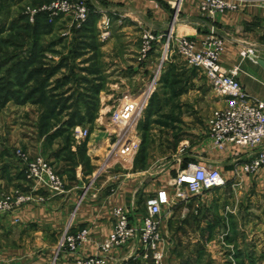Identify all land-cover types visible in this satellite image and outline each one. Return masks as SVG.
<instances>
[{"label":"crops","instance_id":"crops-1","mask_svg":"<svg viewBox=\"0 0 264 264\" xmlns=\"http://www.w3.org/2000/svg\"><path fill=\"white\" fill-rule=\"evenodd\" d=\"M98 1L108 8L102 12L95 0H87L91 15L117 13L122 20L133 25L143 24L156 32L171 31L178 36L200 38L212 28L224 41L225 50L219 58L221 66L226 71L238 66L237 78L244 92L264 101V68L256 62L264 61L263 8L249 6L242 11L216 15L210 21L200 15L199 0H182L178 12L172 9L169 0ZM246 50L252 55L242 59L240 52ZM130 56L112 54L111 61L117 71L111 76L108 70V80L117 79V82L110 83L109 91L117 88L120 93L113 102L122 103L119 96H125L132 89L124 82L128 79L122 77L124 71H131L130 77L141 82L136 100L141 101L144 91L150 89L153 63L138 66L135 61L127 59ZM105 60L109 62L110 58ZM172 63L174 61L170 58L158 74L150 97H155L157 87L161 90L170 87L168 79L171 76H178L185 80L184 97L186 92L195 91L208 106L202 118L198 114H178L176 110L183 107L181 102L178 104L181 107L164 114L167 107L174 108L178 101L184 99L183 96L173 94L171 98H148L147 107L157 110L160 119L166 122L157 121L155 127L163 137L165 133L172 136L174 148L170 151L174 152L173 155H169L165 147L156 155L152 144L144 145L142 142L133 157L122 160L116 156L112 164L117 168L106 173L110 167H106L104 151L109 141L106 144V134L100 129L96 135L92 134L79 144L72 141L66 148L59 141L60 137L48 139L53 129L48 135L38 136L32 132L29 138L23 136L15 143V147L22 146L31 156H42L52 165L64 179L65 193L59 195L42 189L33 191L31 186L36 202L0 217V264H74L77 258L98 256L99 244L112 232L114 208L127 209L130 219L139 223L146 214L145 200L163 190L169 197V204L163 205L160 212V233L167 264H238V261L248 264L251 259H259L264 254V220H258L254 209L257 197L264 205L261 198L264 195V170L255 176H234L236 164L243 162L251 151L235 145L216 150L208 137L207 119L213 111L225 107L226 100L214 94L206 79L200 81L194 73ZM170 70L173 74L169 75ZM186 84L190 86L187 88ZM114 94L107 95L108 100ZM106 110L102 107L98 113L103 115ZM146 117H149L146 123L151 122V113L148 112ZM102 119V116L95 118V125L99 126ZM76 127L80 128L81 124L72 128ZM141 136L136 133L139 142ZM66 150L77 161L75 168L69 159L61 157ZM82 154L84 161L81 160ZM153 154L158 159L153 160ZM102 162L105 163L103 171H106L98 175ZM189 163L214 167L226 181L225 187L205 192L189 202L178 201L171 183ZM21 170L22 165L12 155L0 158V191L13 187L26 189ZM235 182L238 184L232 186ZM69 223L73 230L88 228L90 239L77 253L57 252L58 235ZM141 254L137 242L130 243L112 250L108 264H150Z\"/></svg>","mask_w":264,"mask_h":264},{"label":"rangeland","instance_id":"rangeland-1","mask_svg":"<svg viewBox=\"0 0 264 264\" xmlns=\"http://www.w3.org/2000/svg\"><path fill=\"white\" fill-rule=\"evenodd\" d=\"M55 1L58 0H0V158L8 154L16 159V150H22L29 154L22 146H14L21 137L25 136L29 138L32 132L41 136L43 132L49 131L51 126H54L52 127L53 130L57 131V128L62 126L61 123L69 120L71 118L69 115H73L71 113L74 112L85 114L87 121L80 123L81 129L88 131L87 138L92 134L96 135L98 129L105 132L106 144L109 141V145L104 151V154L107 155L109 147L114 140V135L120 131L119 128L113 125L110 126L109 124L111 112L120 104V102H113L114 99L118 98L116 96L120 95L119 89L116 88L114 91H109L110 83L117 82V79L108 80L107 71L110 70L109 74L111 76H114L117 71L111 61L112 54L113 56H123L124 53L129 56L131 55L127 59L135 61L138 66H144L152 62L153 74L159 69L160 72L163 71L162 68L171 58L174 61L172 65L180 66L185 71L187 69L189 73H194L199 80L205 79L202 73L184 63L174 52L167 56L166 60L161 61L162 53L157 46L156 48L154 47L145 61L137 62L143 32L150 31L152 34L159 32L152 31L140 23L133 25L127 20L120 19V15L118 16L117 13L115 15L108 12L107 14H94L91 17L92 19H90L92 10L87 0H70L72 2H83L89 10L87 20L78 27L70 14L52 18L47 11H42L43 7ZM95 2L102 12L107 10L108 6L101 4L98 0H95ZM85 24H87L86 29L90 30L89 32H76L77 29L82 28ZM104 31L108 33L106 39L101 36ZM109 58L110 60L107 62L105 59L108 60ZM153 74L151 80L154 78ZM170 74H173L171 70ZM123 76L128 78L124 79V82L132 88L125 96L131 100H136L141 82L133 80L130 77L132 76L131 71H124L122 73ZM168 80L170 87L165 88L166 90H161L162 88L159 87L160 89H158L157 87V94L155 97L150 98L156 99L159 96L171 98V95L174 94L183 96L184 99L178 101L174 108L167 107L163 113L170 114V109L172 110L177 106L181 107L183 105L181 108H176L178 114L184 113L186 116L198 114L201 118L204 117L208 106L201 100L200 96L195 91H192L186 92V96L184 97L183 91L185 87L183 85L185 80L178 76H171ZM206 81L208 80L206 79ZM186 86L188 88L190 85L186 84ZM209 88L211 89V87ZM97 90L100 91L96 93ZM111 92L115 94L108 100L107 95H110ZM125 96H119V99H124ZM88 98L91 100V104L94 105L91 107L92 110L96 108L95 114L93 111L90 114L87 112L88 106L86 101ZM26 99L28 100L26 101ZM136 102L138 103L139 101L136 100ZM180 102L181 106L178 105ZM49 106H56L58 109L64 106L63 113L61 116H54L48 121H43L44 114ZM102 107L107 108L104 113L102 112L103 115L98 113ZM156 111H153L152 107L149 108L145 104L135 132L142 134L140 143L144 142V145H153L152 151L156 155L164 147L168 150L169 155H173L174 152L170 151V149L174 148L172 136L170 137L165 133L166 136L163 137L161 131L155 127L157 121L165 122V120L160 119V113ZM148 112L149 114L151 113L152 119L151 122L148 121L146 123L149 120V117H146ZM153 115L156 116L155 119L152 117ZM90 116L93 119L102 116L103 119L100 125H95L93 119L91 123H87ZM196 117L194 115V119H197ZM209 118L207 119V123ZM76 121H78V118ZM43 123L45 126L43 125L42 128ZM149 130H157L158 132L152 133L148 132ZM73 133L74 128H71L68 133L60 137L59 141L63 147L66 148V146H69V143L74 142ZM155 154H153V160L158 159ZM29 156L31 158L36 157L30 154ZM116 156L112 152L106 157V167L110 168L107 171H103L105 163L102 162L98 175H103L105 171L108 173L114 167L117 168L112 164L117 159L118 156ZM61 157L69 159L71 166L75 168L77 161L73 160L69 151L63 152ZM81 158V160L84 159L83 154ZM95 175L97 176V173ZM21 177L23 182H25L24 184H27L26 189L23 187H13L6 189V191L30 193L32 183L25 177L23 166ZM61 178L63 179L62 176ZM6 191H0V194L6 193ZM259 198L257 197L256 199L257 205L254 206V209L257 210V213H255L258 215V220H264V205L261 204L262 200ZM261 198L264 199L263 194ZM261 207L263 208L259 211ZM145 213H147V210ZM60 236L61 233L58 235V241L61 238ZM256 264H264V259L259 258Z\"/></svg>","mask_w":264,"mask_h":264},{"label":"built area","instance_id":"built-area-1","mask_svg":"<svg viewBox=\"0 0 264 264\" xmlns=\"http://www.w3.org/2000/svg\"><path fill=\"white\" fill-rule=\"evenodd\" d=\"M181 1L169 0L175 12L179 11ZM249 6L264 9V0H199L200 15L210 21L216 15L242 11ZM42 11H47L52 18L70 14L78 27L89 16L88 8L81 1L58 0L43 7ZM142 35L137 62L145 61L156 46L161 50V61L174 52L184 63L204 75L214 94L226 100L225 107L213 111L208 120V137L216 150H225L228 146L235 145L251 151L243 162L236 164L234 176H255L264 170V101L244 92L237 78L238 66L226 71L219 63L225 50L223 39L212 28L200 38L178 36L171 31L154 34L144 31ZM101 36L106 39L107 31ZM249 55H252L249 50L240 52L242 59ZM159 73L160 69L155 72L150 89L144 91L141 101L137 103L125 96L123 102L111 112L109 124L120 131L114 135L106 157L113 152L120 159L127 160L139 151L141 143L136 137V126ZM87 137V130L74 128L73 139L76 144ZM15 157L23 166L25 177L32 183L33 191L42 189L59 195L64 193L63 179L45 159L40 156L31 158L22 150H16ZM237 184L235 182L232 186ZM225 185L223 176L214 167L193 163L180 171L171 183L175 187L174 196L180 202H189L205 192L223 188ZM32 190L30 193L6 191L0 194V217L17 212L24 204L36 202ZM37 199L41 200L40 197ZM168 202L169 197L164 190L155 197L147 198L144 203L147 213L139 223L130 219L127 209L115 207L112 212L113 229L110 236L99 244L100 255L77 258L74 264H108L112 250L124 248L134 242H137L143 259L150 264H167L160 233V212L161 207L169 204ZM60 237L56 246L57 252L77 253L90 239L89 229L83 227L73 230L69 223Z\"/></svg>","mask_w":264,"mask_h":264},{"label":"trees","instance_id":"trees-1","mask_svg":"<svg viewBox=\"0 0 264 264\" xmlns=\"http://www.w3.org/2000/svg\"><path fill=\"white\" fill-rule=\"evenodd\" d=\"M162 6H164V5H162ZM92 16H94V15H90V19H92L91 17ZM89 22H91L90 20H89ZM86 26H87V24H85L82 28H80V29H77V31L76 32H84V33H87V32H89L90 30H88V29H86ZM89 26L90 27H92L91 26V24H89ZM89 27V28H90ZM100 90H97V92L96 93H98ZM28 99H26V101H27ZM40 102V101H39ZM86 104H87V106H88V108H87V112H88V114H90V113H92V111H93V113L95 114V111H96V108L95 109H93L92 110V108L91 107H93L94 105L93 104H91V100L88 98L87 99V101H86ZM91 109V110H90ZM63 110H64V106H63V108L61 107V108H59L58 109V107H56V106H49L47 109H46V113L44 114L45 116L43 117V121H45V120H49L50 118L52 119L54 116H61L62 115V113H63ZM71 114H73V115H69V117L71 116V118L69 119V120H67V121H65V122H63V123H61L62 124V126L61 127H59V128H57V131H54L53 133H50V131H52L51 129H53L52 127H54V126H51L50 128H49V131H47V132H43L44 130L42 129L43 128V125H44V123L42 124V128H41V130H43L42 132V134L44 135H48V133H50V135H48V139H52V138H56V137H63V135H65V133H68L70 130H71V128L73 127V126H75L76 124L77 125H80L81 123L80 122H85V121H87L86 119H85V114L83 113V114H81L80 112H74V113H71ZM77 118H78V121H76L77 120ZM93 118L90 116V119H89V121L87 122V123H91L93 120H95V119H93ZM45 126V125H44ZM70 144V143H69ZM68 144V145H69ZM70 146V145H69ZM69 146H66V147H69ZM260 259H264V254L260 257ZM259 260V259H258ZM257 259H251L250 261H248V264H256V261H258ZM239 263L238 264H245L243 261H238Z\"/></svg>","mask_w":264,"mask_h":264},{"label":"water","instance_id":"water-1","mask_svg":"<svg viewBox=\"0 0 264 264\" xmlns=\"http://www.w3.org/2000/svg\"><path fill=\"white\" fill-rule=\"evenodd\" d=\"M254 59V57H253ZM256 62L258 63V65L261 67V68H264V61H260V60H256Z\"/></svg>","mask_w":264,"mask_h":264}]
</instances>
